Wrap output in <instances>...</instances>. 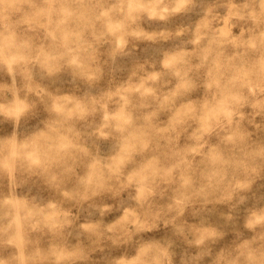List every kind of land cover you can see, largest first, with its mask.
<instances>
[{
	"label": "clouds",
	"instance_id": "obj_1",
	"mask_svg": "<svg viewBox=\"0 0 264 264\" xmlns=\"http://www.w3.org/2000/svg\"><path fill=\"white\" fill-rule=\"evenodd\" d=\"M0 264H264V0H0Z\"/></svg>",
	"mask_w": 264,
	"mask_h": 264
},
{
	"label": "rangeland",
	"instance_id": "obj_2",
	"mask_svg": "<svg viewBox=\"0 0 264 264\" xmlns=\"http://www.w3.org/2000/svg\"><path fill=\"white\" fill-rule=\"evenodd\" d=\"M109 219H111V217H109ZM156 235H158V236H159V235H162V233H159V234H156Z\"/></svg>",
	"mask_w": 264,
	"mask_h": 264
}]
</instances>
